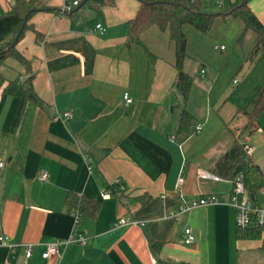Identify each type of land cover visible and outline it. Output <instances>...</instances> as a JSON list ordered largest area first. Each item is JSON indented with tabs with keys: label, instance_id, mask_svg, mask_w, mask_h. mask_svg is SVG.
<instances>
[{
	"label": "crops",
	"instance_id": "0c3cea01",
	"mask_svg": "<svg viewBox=\"0 0 264 264\" xmlns=\"http://www.w3.org/2000/svg\"><path fill=\"white\" fill-rule=\"evenodd\" d=\"M14 1L0 0V16ZM71 1L45 0V8L31 19L33 27L16 44L31 63L41 99L27 103L16 128L21 99L5 88L10 80L26 77V68L12 58L1 67L0 159L6 165L0 173V234L9 235L15 248L0 244V264H264V232L255 239L239 236L237 211L229 203L233 179L212 171L240 134L250 143L254 132L264 134V110L248 127L250 100L264 84V49L251 59L255 41L238 67L243 74L222 81L221 71L209 70L212 64L196 42L210 48L206 38L235 40L242 20L217 16L207 33L185 24L189 56L184 68L194 76L185 99L177 88L168 33L153 26L142 33L145 46L128 41L140 0H79L76 11L62 13ZM201 1L208 11H224L239 0ZM248 4L264 24V0ZM99 23L104 31L96 27ZM222 45L213 47L227 50ZM251 70L256 74L250 79ZM245 77L237 90L247 102L224 108ZM125 92L133 99L128 105ZM185 108L195 115L191 131L179 129ZM65 111L72 115L64 117ZM197 123L203 125L199 132ZM253 157L264 170L256 148ZM118 179L126 190L118 189ZM70 195L100 202L95 216L82 213L78 231L73 212L79 208ZM207 195L219 202L180 209ZM121 216L146 225L117 227ZM186 227L195 234L192 243L184 241ZM79 233L87 237L85 244L61 245L59 257H42L49 242ZM28 244H33L30 257Z\"/></svg>",
	"mask_w": 264,
	"mask_h": 264
},
{
	"label": "trees",
	"instance_id": "16d2710c",
	"mask_svg": "<svg viewBox=\"0 0 264 264\" xmlns=\"http://www.w3.org/2000/svg\"><path fill=\"white\" fill-rule=\"evenodd\" d=\"M114 0H107L113 3ZM140 7L135 16L129 22L128 41L141 44L142 33L155 26L160 30L167 32L173 44L175 51L174 66L177 68V88L185 99L189 98L190 91L194 85V76L187 72L184 64L189 54L187 52V34L183 26L190 24L203 33H207L213 26L217 16L233 15L243 22V29L238 34L237 44H243L246 34L252 30L256 34V43L251 51L250 58L254 59L262 49H264V24L255 15L248 4V0H239L228 10L208 11L201 0H140ZM45 8V0H15L12 8L6 14L0 16V73L1 67L9 59H15L26 68L27 76L23 79L16 78L9 81L5 92L20 97V104L13 122V128H16L22 121L27 103L35 101L41 103V99L35 92L31 73L30 61L17 49L16 44L22 37L24 31L33 27L31 19L35 12ZM52 9V7H47ZM23 30L15 45L12 43L17 36L20 28ZM37 36H40L37 33ZM250 104L253 105V111L250 113L251 127L258 116L264 110V84L258 89L251 98ZM245 112L246 109H244ZM195 124V115L185 108L181 114L179 129L181 131H191ZM109 150H105L101 157ZM212 171L217 176L226 179H235L238 174L243 175L246 191L253 199L255 205H260V193L264 188V170L254 159L253 154L246 152L240 134L232 147L225 152L213 165ZM119 185V184H118ZM118 189L122 191L120 186ZM124 191V190H123ZM253 195V197H252ZM91 216H95L100 202L87 198L85 196L73 195L69 197L70 203ZM263 227H250L248 229H238L239 236L242 238H261L263 237Z\"/></svg>",
	"mask_w": 264,
	"mask_h": 264
},
{
	"label": "built area",
	"instance_id": "2783aa9c",
	"mask_svg": "<svg viewBox=\"0 0 264 264\" xmlns=\"http://www.w3.org/2000/svg\"><path fill=\"white\" fill-rule=\"evenodd\" d=\"M79 0H74L71 2H67L64 4L62 8V13H70L73 11L76 5H79ZM101 31H104V26L99 23L96 25ZM224 48V45L221 46ZM204 71V70H203ZM238 79H235L234 82L236 83ZM126 104H130L132 102V97L129 95L128 92H125L124 95ZM72 115L71 111H65L63 113L64 117H70ZM202 123H197L195 126V132H199L202 129ZM244 149L250 155L253 154L254 149L249 141V137H244L242 140ZM6 162L3 159H0V173L2 172L3 168L5 167ZM203 175H211L215 176L209 172L203 173ZM218 177V176H217ZM41 179L47 178V171H43L41 173ZM117 184H119L122 190H126L127 187L125 183L121 179H118ZM183 178H179V185L182 184ZM108 192L103 193V196H108ZM219 202V199L216 195H207L202 196L199 199H194L189 203H182L180 205L181 210H188L194 207H199L203 205L213 204ZM229 203L235 207L237 211V227L238 229H248L250 227L258 226L264 228V204L255 205L253 199L249 196L248 192L246 191L245 183L243 180V175L238 174L235 179H233V189L230 196ZM75 218V224L73 227L74 231H78V222L82 215V212L79 209H75L73 212ZM128 225H138V226H145L146 221L139 220L132 217H119L115 221V226H128ZM195 240V234L190 227H186L184 229V241L186 243H192ZM71 242H79L81 244H85L87 242V237L83 233H79L77 237L71 236L68 239H55L47 244L46 250L42 253V257L44 258H52V257H59L61 255L60 247L61 245H68ZM0 244L9 247L11 251H14L15 245L10 242V236L7 234H0ZM26 256L30 257L33 254V244L26 245ZM5 264H13L12 261H7Z\"/></svg>",
	"mask_w": 264,
	"mask_h": 264
},
{
	"label": "rangeland",
	"instance_id": "374dc122",
	"mask_svg": "<svg viewBox=\"0 0 264 264\" xmlns=\"http://www.w3.org/2000/svg\"><path fill=\"white\" fill-rule=\"evenodd\" d=\"M216 37L220 38V36H216ZM207 40L209 42H207ZM216 40L218 39L216 38L213 42V40L206 38V42L211 43L210 48H208L206 45H203L202 43H199V42L197 43L196 40L194 39V42H196L197 44V48H199L198 51L201 52L203 56L206 58V60H208L212 64V67L210 68L208 67L209 70L215 71V68H216L218 69L216 71H221L222 81L226 79L225 77L233 78V76L237 74L241 76L243 73H239L237 70H238L240 63L242 62L243 54L244 55H246V53L248 54V52L253 47V43H255L256 41L255 32L252 30H249L247 32L246 38L242 44L243 47L237 44V42H235L236 39L235 40L219 39V41H216ZM215 43L218 44V46H220L221 44H224V46H227V50H221L220 47L217 49H214L213 46ZM15 63H18V62L15 61ZM213 66H215V68H213ZM219 67L221 70L219 69ZM229 71H230V74L228 73ZM255 74H256V70L251 73L250 79L254 77ZM245 80L247 81V77H245L244 79L241 78L240 84L233 88V91L230 94L229 99H227V101L225 102L226 106L224 108H226L228 105L233 106L234 103H240V101L242 102L240 104L244 106V104L247 102L248 99H244L245 93L238 92L237 89ZM260 124L263 129V125L261 122ZM252 136L253 137L251 139V143L253 144L254 148H256V155L260 156L262 158V161H264V134L256 131L252 134ZM260 194L262 197H264V194L262 193Z\"/></svg>",
	"mask_w": 264,
	"mask_h": 264
},
{
	"label": "water",
	"instance_id": "95a60500",
	"mask_svg": "<svg viewBox=\"0 0 264 264\" xmlns=\"http://www.w3.org/2000/svg\"><path fill=\"white\" fill-rule=\"evenodd\" d=\"M78 8H79V7H77L76 9H74L73 12L76 11ZM22 30H23V26L20 28V30H19L17 36L15 37V39H14V41H13V43H12V46L16 44V42H17V40H18V38H19V35L21 34ZM252 197H253V195H252Z\"/></svg>",
	"mask_w": 264,
	"mask_h": 264
}]
</instances>
